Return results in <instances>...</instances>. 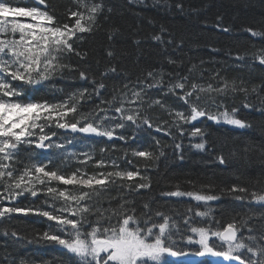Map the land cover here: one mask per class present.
Masks as SVG:
<instances>
[{
	"label": "snow or ice",
	"instance_id": "6c2138e0",
	"mask_svg": "<svg viewBox=\"0 0 264 264\" xmlns=\"http://www.w3.org/2000/svg\"><path fill=\"white\" fill-rule=\"evenodd\" d=\"M75 3L76 10L68 9L58 16L49 0H34L35 6L0 0V234L18 244L42 242L58 246L71 254L72 264H169L168 258H174L179 264H197L198 261L210 264V260L216 258H222L226 264H264V211L256 224L249 223L252 217L239 221L234 218L224 223L212 215L213 209L208 206L209 202L222 199L224 189L216 194L210 190L212 185H206L203 187L209 191L178 188L161 192L162 197H187L196 202L183 212L153 209L149 202L138 208L134 196L152 186L151 178L139 168L121 170L116 158L108 161L101 158L95 161V167L113 170L89 174L86 167L94 152L82 153L79 163L85 167H78L71 174L50 169L51 160L33 162L38 150L41 155L54 151L65 162L75 156L65 151V143L61 140L67 138L54 129L70 133L68 143L76 140L79 134L106 138L110 142L119 140L125 145L137 143L140 133L151 129L170 137L172 143L165 145L153 136L155 151L126 147L123 159L129 165L135 167L133 158L145 161L167 158L166 148H171L172 155L183 160L186 136L189 140L198 137L200 142L191 147L212 154V163L224 165L223 153L216 154L217 146L206 139L207 122L240 129L251 127L250 123L237 118V107L229 110L225 105L229 92L243 93L247 100L248 89L238 87L235 80L229 83L223 77L220 78L222 83L214 87L211 83L207 86L189 84L190 75L165 73L162 68L146 70L135 80L123 73L127 82L121 87L113 85L108 98L105 80L109 74H122L115 64L97 79L90 66L69 61L72 57L80 61L87 59L88 53L82 50L88 38L86 34L99 31L103 27L101 17L107 21L105 11L111 13L112 10H106L102 0H75ZM176 6L182 8L180 4ZM221 19L217 17L218 21ZM212 26L226 33L232 31L220 23ZM240 31L252 37H264V29L242 26ZM165 32L167 30L161 26V34L151 36L161 45L162 51H166L167 46L175 50L183 45V39L177 40L170 32L166 39ZM119 35L115 27L108 33L111 46L106 56L110 61L119 60L124 54L122 48L119 54L116 51ZM134 43L139 45L140 40ZM166 59L171 64L176 63L170 56ZM236 59L244 61L245 56L238 55ZM253 59L264 66V51ZM66 73L89 83L91 88L67 93L65 98L55 102L32 98L33 92L42 87L63 92L52 82L57 77L64 78ZM153 89L164 96H174L179 107L153 99ZM157 107L163 116L152 114ZM242 107L251 109L253 106L245 102ZM127 129L132 130L131 136L118 131ZM111 150H116L114 143ZM100 151L103 154L106 149ZM112 188L126 189L127 194L112 197L117 203L110 202L109 207L104 208L100 198ZM228 192L236 202L256 203L264 208V189L249 192L247 187L233 184ZM23 199H29V203L23 205ZM30 214L49 222L47 230L31 239L9 227L16 216ZM0 264H8L7 254L0 259ZM11 264L17 262L13 260ZM19 264L29 262L21 259Z\"/></svg>",
	"mask_w": 264,
	"mask_h": 264
},
{
	"label": "trees",
	"instance_id": "16d2710c",
	"mask_svg": "<svg viewBox=\"0 0 264 264\" xmlns=\"http://www.w3.org/2000/svg\"><path fill=\"white\" fill-rule=\"evenodd\" d=\"M91 2H101V0H91ZM102 2L106 10L111 8L112 11L111 13L105 11V15L108 16L107 21H103L101 17L103 27L99 31L90 35L86 34L88 38L82 45V50L88 53L87 59L80 61L79 58L72 57L69 63L90 66L92 74L97 79L108 67L115 64L122 74L120 76L109 74V78L105 80L108 84V89L105 90L108 98L111 97L113 85L121 87L127 82L123 73L127 74L128 79L135 80L146 70L162 68L165 73L190 75L189 84L197 83L207 86L211 83L214 87L222 83L220 78L223 77L229 83L235 80L238 87L248 89L247 100L243 93L229 92L225 105L229 110L237 107L239 109L237 118L250 123L251 127L240 129L224 123L217 125L207 122L206 139L217 146L216 154L223 153L226 159L224 165L218 162L212 163L214 158L212 154L191 147V144L200 140L198 137L189 140L187 136L183 141V160L173 156L171 148H166L167 158L161 157L153 161L133 158L135 167L129 165L123 159V150L126 147L155 151L153 136L165 145L172 143L170 137L151 129L141 132L137 143L129 142L128 145L119 140L110 142L106 138L92 139L81 135H77L76 140L68 143L67 139L71 138V134L54 129L60 133L61 137L67 138L61 140L65 143V151L75 153V156L69 157L65 162L54 151L51 154L41 155L38 150V155L33 162L51 160L53 163L48 165L50 169L71 174L78 167H85L79 163L83 159L82 153L94 152L93 159L86 167L89 174L101 170L112 171L111 168H96L95 161L101 158L106 161L116 158L121 170L139 168L142 174L151 178V188L141 190L139 195L134 196L135 205L138 208L144 202H149L153 209L159 208L163 211L176 209L183 212L187 207L195 206L196 202L187 197H162L161 192L175 191L178 188L181 191H209L203 186L212 185L210 190L216 194H220V190L224 189L221 200L209 202L208 206L213 209V216L224 223L231 222L234 218L239 221L247 217H252L250 224L258 223L257 218L264 208L256 203L236 202L228 189L233 184L247 187L249 192L264 189V111H261L264 108L262 103L264 101V66L253 59L254 55L264 51V37H252L249 33L240 31L242 26H251L257 30L264 29V0H102ZM13 3L21 6H35L32 0H13ZM49 4L55 8L58 16L66 13L68 9L76 10L75 0H49ZM177 4L182 5V8H178ZM217 17L222 19L218 21ZM216 23L231 28L232 31L227 33L220 31L212 26ZM161 26L167 30L163 33L166 39L170 32L177 40L183 39V45L175 50L167 46V50L162 51L161 45L151 39L153 34H161ZM113 27L120 31L116 40L119 46L116 51L119 54L122 48L124 54L119 60L110 61L106 51L111 46L108 33ZM135 40H140V44L136 45ZM238 55L245 56V60H237ZM169 56L176 61L175 64L167 61L166 58ZM216 73H219V76H216ZM165 79L167 80V75ZM52 83L56 89H62L63 92H54L51 87H42L39 91L33 92L32 98L55 102L65 98L67 93L85 87L91 88L89 83L73 78L67 73L64 78L57 77ZM254 88L256 92H253ZM151 94L153 99H160L174 108L179 107V103L172 95L164 96L155 89ZM245 102L253 107L243 108L242 104ZM223 110L222 108L221 111ZM152 114L164 115L158 107L153 109ZM198 126L204 127V125ZM118 131H123L127 136L132 135L131 129ZM113 143L116 145L115 151L111 150ZM102 148L106 149L103 154L100 151ZM156 154L158 155V152ZM190 181L193 183H189ZM58 187L66 186L58 185ZM126 194V189L112 188L109 192L102 194L100 198L102 207L108 208L110 202L115 205L117 200L111 198ZM29 199H23V205H27ZM201 210L206 209L201 207ZM48 223L46 218L37 215H18L9 227L31 239L34 235L47 230ZM6 254L8 264H11L13 260L19 264L21 259L29 264H44V262L72 264L71 254L58 246L42 242L18 244L0 234V259ZM168 259L169 264H179L175 259ZM210 264L213 263L210 262Z\"/></svg>",
	"mask_w": 264,
	"mask_h": 264
},
{
	"label": "rangeland",
	"instance_id": "374dc122",
	"mask_svg": "<svg viewBox=\"0 0 264 264\" xmlns=\"http://www.w3.org/2000/svg\"><path fill=\"white\" fill-rule=\"evenodd\" d=\"M194 258L195 257H189L188 259H194ZM172 259H174V258H172ZM218 261H219L218 258L210 260V262L213 263V264H216Z\"/></svg>",
	"mask_w": 264,
	"mask_h": 264
},
{
	"label": "water",
	"instance_id": "95a60500",
	"mask_svg": "<svg viewBox=\"0 0 264 264\" xmlns=\"http://www.w3.org/2000/svg\"><path fill=\"white\" fill-rule=\"evenodd\" d=\"M34 1V0H33ZM79 135V134H78ZM82 136V135H81ZM84 137V136H83ZM86 138H92V139H98V138H96V137H86ZM220 261H221V263H224V264H226V262H224L223 260H222V258H218Z\"/></svg>",
	"mask_w": 264,
	"mask_h": 264
}]
</instances>
